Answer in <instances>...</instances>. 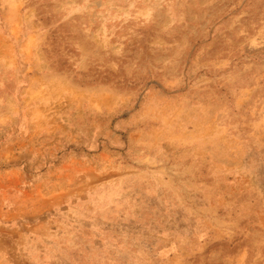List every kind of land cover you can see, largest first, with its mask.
I'll return each mask as SVG.
<instances>
[{
  "label": "rangeland",
  "instance_id": "rangeland-1",
  "mask_svg": "<svg viewBox=\"0 0 264 264\" xmlns=\"http://www.w3.org/2000/svg\"><path fill=\"white\" fill-rule=\"evenodd\" d=\"M0 264H264V0H0Z\"/></svg>",
  "mask_w": 264,
  "mask_h": 264
}]
</instances>
